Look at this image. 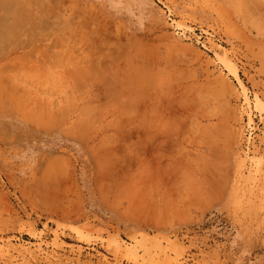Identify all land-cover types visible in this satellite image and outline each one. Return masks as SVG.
Returning <instances> with one entry per match:
<instances>
[{"label":"rangeland","instance_id":"obj_1","mask_svg":"<svg viewBox=\"0 0 264 264\" xmlns=\"http://www.w3.org/2000/svg\"><path fill=\"white\" fill-rule=\"evenodd\" d=\"M7 1L0 264H264V0Z\"/></svg>","mask_w":264,"mask_h":264},{"label":"bare ground","instance_id":"obj_2","mask_svg":"<svg viewBox=\"0 0 264 264\" xmlns=\"http://www.w3.org/2000/svg\"><path fill=\"white\" fill-rule=\"evenodd\" d=\"M0 1H1V0H0ZM6 1H7V0H6ZM22 1H23V0H22ZM26 1H27V0H26ZM37 1H38V0H37ZM37 1H35V2L37 3ZM9 2H10V5H11V6L15 5V3H14V4L11 3L12 1H10V0L7 1V3H9ZM17 2H18V0H17ZM3 3H4V2H3ZM7 3L5 4V6L7 5V6H8L7 9H8L10 6H9V4H7ZM18 3H19V2H18ZM16 4H17V3H16ZM1 5H2V4H1ZM18 5H19V4H18ZM18 5H16V6H18ZM33 5H34V4H33ZM36 5H37V4H36ZM31 6H32V5H31ZM22 7H23V5H22ZM32 7H33V6H32ZM1 8H2V7H1ZM3 8H4V7H3ZM11 8H13V7H10L9 10H11ZM25 8H26V7H25ZM25 8H24V9H25ZM28 8H29V6H28ZM34 8H35V7H34ZM7 9H6V10H7ZM17 9H18V7H15V6H14V9H12L11 12L9 11V13L7 12L8 15L5 14L3 17H5V16H6V17H7V16H10V18H12L13 13L16 12L15 10H17ZM20 9H21V7H20ZM22 9H23V8H22ZM26 9H27V8H26ZM35 9H37V8H35ZM2 10H3V9H2ZM6 10H5V12H6ZM28 10H29V9H28ZM30 10H31V9H30ZM30 10H29V11H30ZM17 11L20 12L21 10H17ZM29 11H28V12H29ZM36 11H37V10H36ZM38 11H39V10H38ZM3 12H4V11H3ZM3 12H2V13H3ZM19 12H18V13H19ZM28 12L26 11V13H28ZM30 13H31V11H30ZM33 14H34V13H32L31 15L34 16ZM21 15H24V14L21 13ZM16 16H17V14H16ZM29 16H30V15H29ZM29 16H28V17H29ZM35 16H36V15H35ZM13 17H14V15H13ZM28 17H27V18H28ZM1 18H2V16H1ZM7 18H8V17H7ZM17 18H18V16H17L14 20H17ZM19 18L21 19L20 15H19ZM30 18H31V17H30ZM5 19H6V18H5ZM25 19H26V18H25ZM34 19H35V17H34ZM0 20H1V22H0V32L2 31L3 36L6 37L7 35H5V32H7L8 30H10L9 27H11L13 24L10 23V22L7 23L8 21H5V23L2 22V20H4V18H3V19H0ZM18 20H19V19H18ZM19 21H20V20H19ZM19 21H18V22H19ZM11 22H13V21H11ZM20 22H21V21H20ZM20 22H19V24H20ZM26 22H27V21H26ZM14 23H15V21H14ZM21 23H22V22H21ZM28 23H30V22H28ZM33 23H34V22H33ZM37 23H39V22L37 21ZM16 24H17V22H16ZM19 24H18V25H19ZM26 24H27V23H26ZM30 24H31V23H30ZM35 24H36V23H35ZM22 25H24V24L22 23ZM31 25H34V24H31ZM13 26H14V25H13ZM16 27H17V26H15V27H11V28L16 29ZM30 27H31V26H29L28 29H29ZM36 27H37V26H36ZM24 28H25V27H24ZM26 28H27V27H26ZM30 29H31V28H30ZM19 30H20V28H19L18 30H15V31H19ZM22 30H23V32H24L23 27H22L21 31H22ZM25 30H26V29H25ZM32 30H33V29H32ZM32 30H31V31H32ZM27 31H28V30H27ZM31 31H30V32H31ZM12 32H14V31L12 30ZM30 32L28 31L27 33L30 34ZM33 32H34V31H32L31 34H32ZM36 32H37V31H36ZM7 33H9V32H7ZM7 33H6V34H7ZM13 34H14V33H13ZM17 34H18V33H17ZM17 34L15 33V35H14V36L12 35V36L15 37ZM21 34H22V33H21ZM0 36H1V34H0ZM18 36H19V35H18ZM18 36H17V38H18ZM13 37H11V38H13ZM0 39H1V40H0V42H1V41H2V36L0 37ZM5 40H6V39H5ZM8 40H10V39H8ZM16 40H18V39H16ZM6 41H7V40H6ZM11 41H12V40H11ZM8 42H9V41H8ZM12 42H13V41H12ZM2 45H3V44H2ZM234 75L236 76L235 73H234ZM236 77H237V76H236ZM208 136H209V134H208ZM157 144H158V143H157ZM163 144H164V143H163ZM164 146H165V145H164ZM161 148H162V147H161ZM164 148H165V147H164ZM141 149H142V148H141ZM146 149H147V148H146ZM146 149H145V150H146ZM148 149H149V148H148ZM152 149H153V148H152ZM142 150H143V149H142ZM167 150H168V149H167ZM149 151H150V150H149ZM151 151H152V150H151ZM141 152H142V151H141ZM147 152H148V151H147ZM162 152H163V151H162ZM143 153H145V152H143ZM156 154H157V153H156ZM157 155H158V154H157ZM168 156H169V154H168ZM155 160H156V159H155ZM159 162H160V161H159ZM157 163H158V162H157ZM157 165H158V164H157ZM157 165H156V166H157ZM163 165H164V164H163ZM161 166H162V165H161ZM159 170H160V169H159ZM159 178H160V177H159Z\"/></svg>","mask_w":264,"mask_h":264}]
</instances>
